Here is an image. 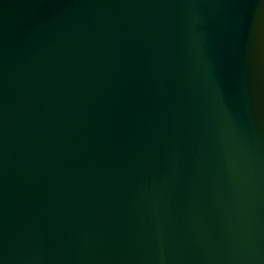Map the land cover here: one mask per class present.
<instances>
[{
  "label": "water",
  "instance_id": "water-1",
  "mask_svg": "<svg viewBox=\"0 0 264 264\" xmlns=\"http://www.w3.org/2000/svg\"><path fill=\"white\" fill-rule=\"evenodd\" d=\"M0 264H264V0H0Z\"/></svg>",
  "mask_w": 264,
  "mask_h": 264
}]
</instances>
